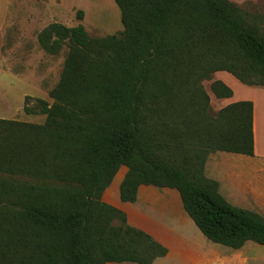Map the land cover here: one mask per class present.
I'll return each mask as SVG.
<instances>
[{
	"label": "trees",
	"instance_id": "obj_1",
	"mask_svg": "<svg viewBox=\"0 0 264 264\" xmlns=\"http://www.w3.org/2000/svg\"><path fill=\"white\" fill-rule=\"evenodd\" d=\"M114 1L119 35L93 38L83 25L60 23L38 34L51 55L68 48L53 103L26 100L24 112L45 116L44 124L0 119V264H153L166 256L103 200L122 167L123 202L135 203L141 186L174 189L209 241L264 246V217L231 205L205 176L213 153L254 156L253 104L211 116L202 85L225 71L264 88L261 19L248 24L230 0ZM211 91L233 96L217 80Z\"/></svg>",
	"mask_w": 264,
	"mask_h": 264
},
{
	"label": "rangeland",
	"instance_id": "obj_2",
	"mask_svg": "<svg viewBox=\"0 0 264 264\" xmlns=\"http://www.w3.org/2000/svg\"><path fill=\"white\" fill-rule=\"evenodd\" d=\"M230 1L248 24L253 25L255 18L261 19L264 39V0ZM52 23L66 27L83 25L93 38L123 32L121 13L114 0H0V119L44 124L45 116L27 115L24 107L26 100L30 107L38 99L53 103L49 93L59 82L68 48L64 46L57 55H51L40 47L37 36ZM214 80L213 76L212 81L202 84L209 96L211 116L228 106L211 91ZM141 193L151 194L145 189ZM114 197L117 192L110 189L106 199L111 201ZM211 247L217 253V264H264V246L248 244L240 252Z\"/></svg>",
	"mask_w": 264,
	"mask_h": 264
},
{
	"label": "crops",
	"instance_id": "obj_3",
	"mask_svg": "<svg viewBox=\"0 0 264 264\" xmlns=\"http://www.w3.org/2000/svg\"><path fill=\"white\" fill-rule=\"evenodd\" d=\"M214 78L233 92L231 98L224 99L227 105L253 104L254 156L213 153L207 159L205 176L219 184L220 194L231 205L264 217V88L247 86L225 71L215 73ZM127 172L128 169L122 167L121 175L115 177L103 200L122 210L130 226L150 235L167 249L166 256L157 258L153 264H217L218 256L212 252L211 246L240 252L248 244L258 245L247 242L242 249L233 250L209 241L187 214L178 191L174 189L141 186L135 203L123 202L119 188ZM110 189L117 192V198L108 201L106 194ZM143 189L151 194L143 195Z\"/></svg>",
	"mask_w": 264,
	"mask_h": 264
}]
</instances>
